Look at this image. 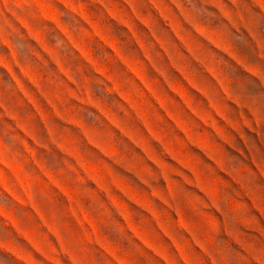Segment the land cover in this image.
I'll use <instances>...</instances> for the list:
<instances>
[{"label":"rangeland","instance_id":"374dc122","mask_svg":"<svg viewBox=\"0 0 264 264\" xmlns=\"http://www.w3.org/2000/svg\"><path fill=\"white\" fill-rule=\"evenodd\" d=\"M0 264H264V0H0Z\"/></svg>","mask_w":264,"mask_h":264},{"label":"clouds","instance_id":"9594fccd","mask_svg":"<svg viewBox=\"0 0 264 264\" xmlns=\"http://www.w3.org/2000/svg\"><path fill=\"white\" fill-rule=\"evenodd\" d=\"M9 2V0H5V3H8ZM260 247V245H257V248H259Z\"/></svg>","mask_w":264,"mask_h":264}]
</instances>
